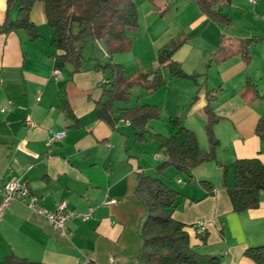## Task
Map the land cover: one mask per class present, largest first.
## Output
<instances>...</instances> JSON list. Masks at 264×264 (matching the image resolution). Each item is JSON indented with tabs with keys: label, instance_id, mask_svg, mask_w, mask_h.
I'll return each mask as SVG.
<instances>
[{
	"label": "crops",
	"instance_id": "obj_1",
	"mask_svg": "<svg viewBox=\"0 0 264 264\" xmlns=\"http://www.w3.org/2000/svg\"><path fill=\"white\" fill-rule=\"evenodd\" d=\"M195 5L192 0H179L176 32L156 37L147 32L149 48L142 55L151 60L149 63L138 57L133 62L130 57L140 33L137 28L128 30L131 48L112 59L124 65L129 75L148 71L158 63L160 49L169 46L174 37L184 36L174 58L186 73L199 77H171L163 68L165 85L152 96H141L140 88L135 93L140 95L139 104L163 109V120L182 117L203 150H207V139L199 134L205 129L210 104L219 116L215 133L221 144L216 166H228L227 186H232L237 159L258 157L264 163V143L255 131L264 113V12L256 14L262 10L258 0H233L222 6L231 19L223 25L210 20ZM153 11L155 8L151 15ZM16 16L17 9L9 10L8 0H0V205L4 184L20 178L45 208L56 210L59 203L66 202L77 215L63 233L41 213L13 201L0 216V261L14 253L45 264H144L139 254L146 206L137 196L136 186L139 172L148 170L136 148L137 144L143 147L136 141V128L127 120L114 127L98 116L96 102L104 98L100 83L109 71L97 65L111 61L104 42L86 39L79 43L80 70L72 74L73 66L67 64L62 78L56 80L44 2H35L29 15L39 38L32 40L24 29L4 31L8 18ZM249 38V63L241 54L223 60L235 40ZM223 39L224 50H220ZM189 102L192 106L186 112ZM27 116L35 122L34 127L27 126ZM155 121L149 122L153 132H157ZM172 131L168 128L169 134ZM56 132L65 135L48 144L49 136ZM154 156L160 162L164 159L159 144ZM207 164L194 169L198 185L181 191L184 200L173 217L186 224L197 251L221 255L222 264H258L245 251L264 245V192L258 208L235 212L221 179L196 177ZM167 170L180 173L174 167ZM177 180L184 182L181 177ZM201 180L214 184L212 194ZM90 210L92 216L84 219ZM200 220L203 226L198 224ZM199 233H207L206 243Z\"/></svg>",
	"mask_w": 264,
	"mask_h": 264
},
{
	"label": "trees",
	"instance_id": "obj_2",
	"mask_svg": "<svg viewBox=\"0 0 264 264\" xmlns=\"http://www.w3.org/2000/svg\"><path fill=\"white\" fill-rule=\"evenodd\" d=\"M45 4L47 25L52 32L51 46L54 50V66L64 70L67 64L73 66V73L80 70L82 52L78 44L86 39L102 40L111 57L107 63H99L97 68L109 71L104 81L103 99L96 102L100 119L116 126L120 120H127L136 128V141H156L164 159L157 166L158 174L139 172L136 194L146 206V215L141 223L143 244L140 258L144 264H222L223 258L218 254H207L197 251L191 245L186 224L173 217L175 209L183 202L182 192L167 184L161 177L168 168L174 167L193 179L194 169L212 161H218L217 149L220 141L215 138L213 125L219 120L211 105L206 107L208 121L207 135L210 141L208 150L201 149L197 135L187 128L181 117L172 118L173 131L163 135L150 130L149 122L160 118V109L152 104L137 106L125 105L133 91L140 88L141 96L151 95L167 83L162 69L167 67L172 77L196 79L199 74H188L174 58L178 47L162 49L158 55L159 66L152 72H138L129 75L127 68L115 62V54L128 51L132 40L127 36L129 29L139 26V12L133 0H8V8L17 9L15 19L8 18L3 26L4 31L24 29L30 38L35 40L40 34L36 24L30 20V12L35 2ZM155 2V0H152ZM208 16L219 24H229L231 19L222 10L233 0H192ZM75 27L77 29H75ZM224 39L219 46L224 50ZM252 39L235 40L225 52L223 60L241 54L247 63L251 61L250 45ZM210 65V64H209ZM256 134L264 143V113L256 125ZM223 170L222 186L228 191L232 207L241 213L256 209L261 204L264 192V163L258 158H241L234 162V182L227 186L228 166L221 165ZM200 183L208 194L214 191V184L208 180ZM198 236L206 243L207 233ZM245 254L258 264H264V245L250 247ZM0 264H45L31 261L17 254L7 255Z\"/></svg>",
	"mask_w": 264,
	"mask_h": 264
},
{
	"label": "rangeland",
	"instance_id": "obj_3",
	"mask_svg": "<svg viewBox=\"0 0 264 264\" xmlns=\"http://www.w3.org/2000/svg\"><path fill=\"white\" fill-rule=\"evenodd\" d=\"M133 1L137 4L138 12H139V26L137 27L138 30L136 33H138V32H140V33H139V35H136L138 38L137 37L135 38L134 48H133V51H132V54L130 55V57H133V62H135L134 57H138L142 62L149 63L151 60H149V58H144V56L142 55V52L144 50H146L147 48H149V38H148L147 32L151 31V33H152L151 35H153L154 37L160 36V35H162V33L166 32V31L173 32V30H174L176 32V30L178 29L176 26L177 21L174 19H177V18H174V17H175V14H177L176 8H177V3H179V0H155V2H153L152 0H133ZM258 3H261L262 10L259 9V11H258L259 13L256 12V14L263 15L262 12H264V0H258ZM195 6H197V5H195ZM154 8H155V11H153L154 15H151L150 11ZM187 12H190V11L187 10ZM235 14H236V12L233 11V15H235ZM127 36L129 37V32L127 33ZM184 39H185L184 36H176V37H174V41L171 42L169 44V46H166L165 48H162V49H166V48L168 49V48H174V47L175 48L176 47L181 48V45H182ZM131 40H133V39H131ZM162 49H160L158 51V55ZM157 61H158V58H157ZM150 65H151V63H150ZM156 65L152 64V66H150L151 68L146 72H152V71L156 70L159 66V63H157ZM180 65H181V63H180ZM181 67H182V65H181ZM165 68H166L167 72L170 73L169 68H167V67H165ZM162 72H163V69H162ZM163 75H164V73H163ZM181 79H185V78H181ZM138 89L139 88H136L133 91L129 101L125 105H127V106L139 105V101H140L139 96L140 95L135 93V91ZM142 93H144L143 90H142ZM153 94L146 95V96H152ZM172 98H174L172 103H175V101H176L175 94H174V96H172ZM156 106L160 109L161 114H160V118L156 119V121L154 123V130H156L157 132L163 133L165 135H169L170 129L173 128L171 121H170L171 118L168 120H165V119L163 120V118L165 117L164 116V114H165L164 110L161 109L158 105H156ZM191 106H192V104H190V102H189L186 106L185 111L188 112V110L191 108ZM207 116H208V114H207ZM182 120H183V118H182ZM207 121H208V117H207ZM216 123L217 122H215L213 125V133H214L215 138L220 141L219 137L215 133ZM132 126H134V125L132 124ZM134 128H135V126H134ZM168 128H169V132H168ZM202 133L203 134H201V133L199 134L200 138L205 137L207 139L206 146H207V150H208L210 147V141H209V138L207 135L206 126H205V129L203 130ZM139 143H142L143 147H141V145L137 144L136 148L139 151L138 154L142 155L144 158L145 166L147 167V170H148L147 172L151 173V174H158V171L156 168L160 164V160L156 159L154 156V153L158 151L157 142L152 140V141L139 142ZM220 144H221V141H220ZM220 144H219V146H220ZM141 148L144 149L143 152L140 151ZM217 157L219 158V148L217 149ZM170 170L172 171L173 169H170ZM171 171L166 170L164 173H161L160 175L167 182V184H169L174 189H177L181 192V191L185 190V188H189V187H192L194 185H198L197 180L193 179L191 182H187L188 177L185 174L179 173L177 175H174V173L173 174L169 173ZM202 175L204 177H209V179L212 181H217V180H215L216 179L215 177H217L221 180L223 178L222 169H220L216 166V161L208 162V164L206 166H204L203 168L198 170L196 177L197 178L200 176L202 177ZM178 177H181L184 182L178 183V180H177ZM213 178H215V179H213Z\"/></svg>",
	"mask_w": 264,
	"mask_h": 264
},
{
	"label": "built area",
	"instance_id": "obj_4",
	"mask_svg": "<svg viewBox=\"0 0 264 264\" xmlns=\"http://www.w3.org/2000/svg\"><path fill=\"white\" fill-rule=\"evenodd\" d=\"M53 76L56 80L61 79L63 76L62 70L55 68ZM25 121L28 127L35 126V122L30 116H27ZM64 135L65 132L52 133L48 138V144H51L52 141L58 138H62ZM2 195L3 201L0 205V216L3 213V210L9 207L13 201L23 202L29 206V208L41 213L54 228L60 230L63 233H67L68 231L69 220L77 215L74 210L68 208L66 202L59 203L56 210H49L45 208L38 202V197L31 192L28 183L20 178L11 180L4 184L2 188ZM91 216L92 210L83 215L84 219H89ZM198 224L203 226V221L200 220Z\"/></svg>",
	"mask_w": 264,
	"mask_h": 264
}]
</instances>
